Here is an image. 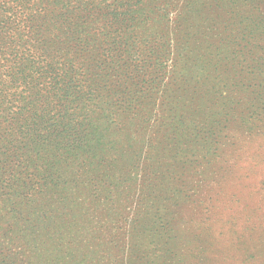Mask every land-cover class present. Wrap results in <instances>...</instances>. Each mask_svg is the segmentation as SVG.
Listing matches in <instances>:
<instances>
[{
    "label": "rangeland",
    "instance_id": "1",
    "mask_svg": "<svg viewBox=\"0 0 264 264\" xmlns=\"http://www.w3.org/2000/svg\"><path fill=\"white\" fill-rule=\"evenodd\" d=\"M258 27L264 0H0V264H264L263 138L224 123L264 126Z\"/></svg>",
    "mask_w": 264,
    "mask_h": 264
},
{
    "label": "trees",
    "instance_id": "2",
    "mask_svg": "<svg viewBox=\"0 0 264 264\" xmlns=\"http://www.w3.org/2000/svg\"><path fill=\"white\" fill-rule=\"evenodd\" d=\"M251 38H252V41L254 39V41H253L254 45L253 46L258 48L259 52H262L261 54L258 55V57L263 58L262 54H264V41H263L264 28L258 27L257 30L254 33H252ZM260 93L264 94V92H260ZM262 108H264V107H262ZM257 115H258V113H257ZM246 118H247L246 115H241L237 119H232L230 117L226 118L224 121V123L226 124L225 128H227L228 125H232V129L233 128L239 129L240 135L243 133H246V135H248V137H256V136L262 137L263 140H262L261 145H262V147H264V128H263L264 126L261 123H258V124L257 123H249ZM256 118H257V116H256ZM220 131H222V132H220L218 134V136L220 138H222L224 136V131H225L223 126L221 127ZM251 132H253V133H251ZM237 149H238V147L235 148L234 152H237L238 151Z\"/></svg>",
    "mask_w": 264,
    "mask_h": 264
}]
</instances>
